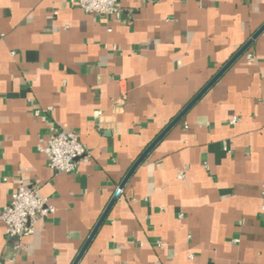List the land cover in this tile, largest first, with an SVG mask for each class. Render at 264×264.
Here are the masks:
<instances>
[{
  "label": "crops",
  "instance_id": "crops-1",
  "mask_svg": "<svg viewBox=\"0 0 264 264\" xmlns=\"http://www.w3.org/2000/svg\"><path fill=\"white\" fill-rule=\"evenodd\" d=\"M118 5L0 0V206L22 181L56 207L22 251L0 219V264H72L135 161L264 24V0ZM52 126L90 150L77 172L48 166ZM78 264H264V31L136 168Z\"/></svg>",
  "mask_w": 264,
  "mask_h": 264
},
{
  "label": "built area",
  "instance_id": "built-area-1",
  "mask_svg": "<svg viewBox=\"0 0 264 264\" xmlns=\"http://www.w3.org/2000/svg\"><path fill=\"white\" fill-rule=\"evenodd\" d=\"M69 2L90 15L111 16L120 12L119 0H69ZM44 112L36 108L34 115L46 120ZM236 121V117L231 119V123ZM51 130L50 138L44 145L39 146L40 151L47 156L48 166L56 173L77 172L79 164L91 158L87 145L74 131L59 130L55 126H52ZM180 177H183L182 173ZM55 211V205L42 195L38 186L21 181L11 194L9 203L0 206V219L5 225L6 235L14 239L17 251H22L26 247L25 237L34 233L40 220L54 214Z\"/></svg>",
  "mask_w": 264,
  "mask_h": 264
},
{
  "label": "water",
  "instance_id": "water-1",
  "mask_svg": "<svg viewBox=\"0 0 264 264\" xmlns=\"http://www.w3.org/2000/svg\"><path fill=\"white\" fill-rule=\"evenodd\" d=\"M264 31V24L253 34V36L233 55V57L217 72V74L201 89V91L178 113V115L161 131V133L148 145V147L143 151V153L139 156V158L132 165L127 175L123 179L122 183L119 186V189L116 191L115 195L111 199L110 203L107 205L100 219L96 223L77 257L73 261L72 264H78L98 229L104 222L107 217L110 209L114 205L116 199L118 198L121 190L136 170V168L140 165V163L146 158L149 152L154 148V146L167 134V132L176 125L182 117L186 114V112L196 103V101L219 79V77L243 54L247 51L253 41Z\"/></svg>",
  "mask_w": 264,
  "mask_h": 264
}]
</instances>
